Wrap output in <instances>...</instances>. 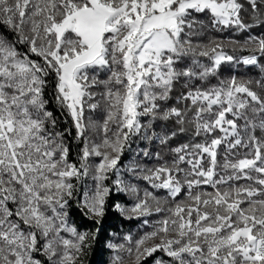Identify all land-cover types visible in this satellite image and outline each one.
<instances>
[{
    "label": "snow or ice",
    "instance_id": "snow-or-ice-1",
    "mask_svg": "<svg viewBox=\"0 0 264 264\" xmlns=\"http://www.w3.org/2000/svg\"><path fill=\"white\" fill-rule=\"evenodd\" d=\"M113 209L157 219L109 264H264V0H0V264H85Z\"/></svg>",
    "mask_w": 264,
    "mask_h": 264
},
{
    "label": "trees",
    "instance_id": "trees-1",
    "mask_svg": "<svg viewBox=\"0 0 264 264\" xmlns=\"http://www.w3.org/2000/svg\"><path fill=\"white\" fill-rule=\"evenodd\" d=\"M225 35H234L237 38H242L246 33H228L225 32ZM224 70L230 74L227 68ZM257 69H249V68H239L234 71L232 74H239V75H248L250 77H255L257 75ZM53 109L56 111L58 116L61 115L58 109H55V105H51ZM70 123V122H69ZM120 200V199H119ZM118 200V201H119ZM120 201L124 202L122 198ZM75 208V206H74ZM73 219L77 222L78 226H81V230L85 229H92L96 227L92 222L89 220L84 219L79 212H75ZM141 226L140 220H128L119 212L110 211L109 214L104 218L103 227H101V235L99 237V244L102 245L101 248L99 246L94 250L92 253L91 259L88 264H103L104 256L106 254V250L104 249L103 244L111 241L116 236L123 237L126 234H133L134 230ZM107 255V254H106ZM151 262L147 261L146 264H150Z\"/></svg>",
    "mask_w": 264,
    "mask_h": 264
},
{
    "label": "rangeland",
    "instance_id": "rangeland-1",
    "mask_svg": "<svg viewBox=\"0 0 264 264\" xmlns=\"http://www.w3.org/2000/svg\"><path fill=\"white\" fill-rule=\"evenodd\" d=\"M217 35H220L221 37H225V38L228 37V35L226 36L225 33H221V34H217ZM240 68L245 69L243 66H241ZM227 69H228V68H227ZM229 75H230V74H228L225 70H223V76H224V77H227V76H229ZM245 76H248V75H245ZM138 146H139V147H143L144 145H143V143H141V142H139V141H138L137 143L133 144V148H134V149H136ZM132 155H133V153H131V152L125 154V158H124V163H125V164H127V163L129 162V160L132 158ZM122 198L124 199V202H123V201H120ZM114 199H115L118 203H121V204H123V205H125V206H131V203H132L131 198H130L129 196L125 195V194H118L116 197H114ZM119 199H120V200H119ZM118 200H119V201H118ZM112 211H115V210L113 209ZM116 212H117V211H116ZM124 217H125V216H124ZM125 218H126V217H125ZM127 219H128V218H127ZM148 219H149V224H147V225H144V224L142 223V218H141V219H128V220H140V222H141V226L138 227V228H136V229L134 230L133 234H132L134 238H139V237L142 236L145 232L150 231V230H151V226H152V224L155 222V220L157 219V217L153 216V217H149ZM90 222H91V221H90ZM101 225H102V227H103V223H102ZM101 225H100V226H101ZM95 226H96V225H95ZM121 238H122V237H120V236H116V237H114L113 240H111V241H109V242H112V243L121 242ZM109 242L103 244L104 249L107 251V252H106L107 255L105 254V256H104L105 259H104V261H103V264H109L110 259H111L112 255H113L112 250L109 249V248L107 247V245H108ZM98 246H99V248H101L102 245H100L99 242H98L96 245H94V247H93V249H92V252H91V253L89 254V256L86 258L85 264H88V263H89V261H90V259H91V256H92V253L94 252V250H95ZM161 256H162L161 253H157V254H155L154 258H149L147 261L151 262L150 264H156V260L160 259Z\"/></svg>",
    "mask_w": 264,
    "mask_h": 264
}]
</instances>
